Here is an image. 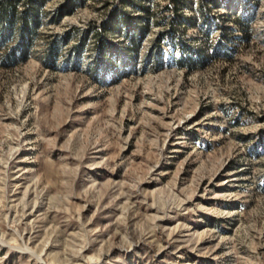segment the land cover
<instances>
[{"label":"rangeland","instance_id":"374dc122","mask_svg":"<svg viewBox=\"0 0 264 264\" xmlns=\"http://www.w3.org/2000/svg\"><path fill=\"white\" fill-rule=\"evenodd\" d=\"M133 2L42 3L14 66L0 38V264H264V0H186L184 17L148 0L136 57Z\"/></svg>","mask_w":264,"mask_h":264},{"label":"trees","instance_id":"16d2710c","mask_svg":"<svg viewBox=\"0 0 264 264\" xmlns=\"http://www.w3.org/2000/svg\"><path fill=\"white\" fill-rule=\"evenodd\" d=\"M47 1L49 0H0V38L8 40L10 34H15V39L18 43L16 47L11 46L8 48L7 54L3 57V63L5 65L14 66L30 58L31 51L34 48L37 36L39 35L41 5ZM169 1L170 4L166 7H173L182 17H184L181 13L184 12L186 0ZM214 1L215 0H213V2ZM22 3L26 8L24 10H19ZM132 3H134L133 0ZM136 5L141 11V14L137 16H127L123 20L125 25L123 33L130 42L128 48L131 49V51H134V57H136L141 50V42L151 28L149 20L151 5L148 0H139V3ZM73 10L74 8L70 10L68 9L67 12L65 10H58V19ZM234 21L238 30L245 33L242 37L245 40H249L252 24L251 13L244 8L240 13H236ZM225 30L227 29L225 28ZM237 38L240 37L237 36ZM207 39L208 38H206V42ZM231 45L232 44L228 43L218 44V46L215 47L216 50L207 49L206 46H203V48H199L198 50H189L186 48V50L182 51V55L178 59L177 65L186 68L190 72L202 69L208 65L212 56L217 53H223L224 50L225 55H227L226 53H229L233 47Z\"/></svg>","mask_w":264,"mask_h":264}]
</instances>
